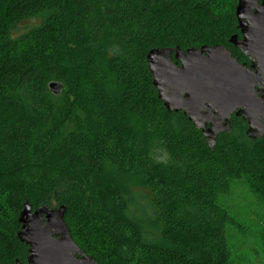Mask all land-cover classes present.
<instances>
[{
	"label": "trees",
	"instance_id": "obj_1",
	"mask_svg": "<svg viewBox=\"0 0 264 264\" xmlns=\"http://www.w3.org/2000/svg\"><path fill=\"white\" fill-rule=\"evenodd\" d=\"M236 5L0 0V264L27 263L17 237L25 203L65 206L73 241L97 264H231V219L217 201L236 180L264 188V138H248L233 115L209 150L201 130L159 100L146 55L223 45L244 61L229 43L240 35ZM50 82L63 85L60 95ZM131 176L146 195L130 189Z\"/></svg>",
	"mask_w": 264,
	"mask_h": 264
},
{
	"label": "water",
	"instance_id": "obj_2",
	"mask_svg": "<svg viewBox=\"0 0 264 264\" xmlns=\"http://www.w3.org/2000/svg\"><path fill=\"white\" fill-rule=\"evenodd\" d=\"M235 16L240 36H231L229 43L249 66L223 45L155 48L146 55L159 100L168 112H182L201 130L209 150L220 134L231 132L232 115L246 122L248 138H264V0H237ZM48 89L58 96L63 85L50 82ZM65 210L23 205L17 237L29 247L26 264H97L73 241Z\"/></svg>",
	"mask_w": 264,
	"mask_h": 264
},
{
	"label": "rangeland",
	"instance_id": "obj_3",
	"mask_svg": "<svg viewBox=\"0 0 264 264\" xmlns=\"http://www.w3.org/2000/svg\"><path fill=\"white\" fill-rule=\"evenodd\" d=\"M45 16L43 12L19 22L14 26L12 35L17 36L40 24ZM131 177L130 189L146 195L148 192L143 184ZM144 203L141 199L137 200L141 216ZM217 205L231 219L225 227L231 264H264V188L259 191L243 180L233 181L228 192L219 196ZM147 229L155 232L152 228Z\"/></svg>",
	"mask_w": 264,
	"mask_h": 264
},
{
	"label": "flooded vegetation",
	"instance_id": "obj_4",
	"mask_svg": "<svg viewBox=\"0 0 264 264\" xmlns=\"http://www.w3.org/2000/svg\"><path fill=\"white\" fill-rule=\"evenodd\" d=\"M240 36V35H239ZM243 57L245 58V56L243 55ZM246 59V61H245ZM244 61L240 62V63H244L246 64V66H249L250 65V62L247 60V58H245ZM233 116V115H232Z\"/></svg>",
	"mask_w": 264,
	"mask_h": 264
}]
</instances>
